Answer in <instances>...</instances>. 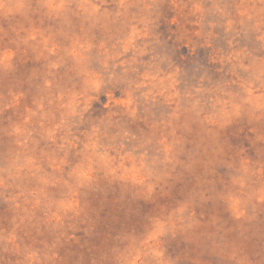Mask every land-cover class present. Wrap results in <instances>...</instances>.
Here are the masks:
<instances>
[{
    "label": "rangeland",
    "instance_id": "rangeland-1",
    "mask_svg": "<svg viewBox=\"0 0 264 264\" xmlns=\"http://www.w3.org/2000/svg\"><path fill=\"white\" fill-rule=\"evenodd\" d=\"M0 264H264V0H0Z\"/></svg>",
    "mask_w": 264,
    "mask_h": 264
},
{
    "label": "snow or ice",
    "instance_id": "snow-or-ice-1",
    "mask_svg": "<svg viewBox=\"0 0 264 264\" xmlns=\"http://www.w3.org/2000/svg\"><path fill=\"white\" fill-rule=\"evenodd\" d=\"M50 2L54 3V2H55V0H50Z\"/></svg>",
    "mask_w": 264,
    "mask_h": 264
}]
</instances>
